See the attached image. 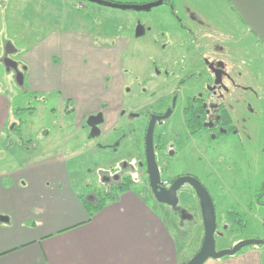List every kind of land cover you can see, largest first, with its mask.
Listing matches in <instances>:
<instances>
[{
	"label": "rangeland",
	"instance_id": "rangeland-1",
	"mask_svg": "<svg viewBox=\"0 0 264 264\" xmlns=\"http://www.w3.org/2000/svg\"><path fill=\"white\" fill-rule=\"evenodd\" d=\"M100 1L103 3L105 0ZM107 2L143 6L154 3L155 0H107ZM174 3L178 15L200 14L208 18L215 17L213 24L219 20L224 24L225 44L239 52L237 60L242 83L258 97L256 105L253 106L256 123L249 130L251 140L256 144L253 150L244 154L240 148L233 151V147L228 149L226 145L224 156L230 160L224 162L222 176L220 178L210 176L212 172L208 167H213L208 165L205 167L208 175H199V181L209 190L213 200L218 224L224 221L226 212L238 211L240 206L256 201L252 215L242 216L246 223L243 228L230 227L231 230L223 231L222 236H218L222 233L221 228L216 229L215 250L230 249L245 240L264 241V156L261 153L264 147V47L224 0H174ZM169 12L166 5H159L147 11H136L83 0H1L0 92L4 93L10 102L12 120L0 140L6 147L3 153L5 148L0 147V154L4 158L2 167L6 170L16 169L18 165L21 167V162H25L30 154L27 144L35 146L36 152L40 153L44 146L59 141L58 146H65L69 150L81 147L82 151L77 153H84V156L76 158L70 156L67 159L69 172L71 174L74 172L75 178L81 182L76 188L77 191L85 195L88 192L103 190L104 186L93 171L96 172L95 166L101 167L105 172L109 171L111 167L107 165L106 158L109 151L97 152L93 148L95 140L88 138L87 130L78 127L81 112L86 107V92L91 89L99 103L104 79L106 75L111 76L110 70L104 69L107 66L101 62L104 56L108 57L102 47L117 44L115 40L122 36L130 38V42L125 44L128 45L130 55L124 59L122 56L120 61H123L130 71L139 75V72L151 66L149 55L156 54L160 46L165 44L162 41L153 44V40H157L164 24L172 21ZM138 23L147 29L145 38H133ZM54 30L90 35L91 39H86V42L91 40L94 47L91 51L80 54L79 49L67 52L68 54L62 50L59 53V48L54 44L55 38L52 36ZM69 54L85 56L84 60L87 61L83 63L84 67L81 70L84 73L70 76L71 73H67L68 69L63 67L60 82L65 92L61 95L55 90H46L56 84L57 79L52 76L55 70L53 66L60 65L63 56ZM52 55L55 58L54 62L50 63L49 58ZM116 56L113 60L118 64ZM6 59L12 60L17 70L23 72V85L16 80L17 71L6 69ZM232 62L234 61L226 57L228 65ZM43 71L45 75L41 76ZM29 73L33 74L30 79ZM28 80L31 81L28 83ZM30 85L32 88L39 86L41 89L34 88L31 93ZM68 98H72L69 108L75 109L70 113L66 112ZM14 126H18L15 131ZM6 136L9 138L5 142ZM131 137L127 135L126 139V151L130 154L127 161L134 166L136 156L135 150L131 152ZM112 147L115 149L116 146H110ZM139 149L141 150L140 147ZM89 151L91 154L86 153ZM172 162L177 163L178 160ZM89 169H92V175L87 173ZM132 180L134 184L129 191L140 196L158 217L168 221L172 219L170 224L172 229L175 228L179 234L183 232L181 234L183 236L178 237V242L180 251L185 254V260L182 259L181 264L186 263L198 251L203 238L202 227H195L192 224L193 219H199L197 213L193 211L197 208L196 194L194 196L189 185H184L185 194L180 200L177 198L176 204L168 206L154 199L145 176L137 169L132 171ZM183 217H186L185 221L180 219ZM184 241L185 243H182ZM252 248H256L262 254L264 263V245L245 247L238 254Z\"/></svg>",
	"mask_w": 264,
	"mask_h": 264
},
{
	"label": "flooded vegetation",
	"instance_id": "flooded-vegetation-1",
	"mask_svg": "<svg viewBox=\"0 0 264 264\" xmlns=\"http://www.w3.org/2000/svg\"><path fill=\"white\" fill-rule=\"evenodd\" d=\"M157 1L167 6L172 21H167L157 40H153V44L162 41L167 45L162 44L156 54L149 55L151 66L139 75L125 67L120 58L127 57L129 49L124 44L125 47L116 53L119 63H107L111 76L106 75L104 79L99 103L91 89L86 92V98L94 105L78 127L87 130L88 138L95 140L93 148L97 152L109 151L106 158L107 165L111 167L105 172L95 166L96 172L93 173L104 189L88 192L89 198L95 193L109 192L127 179L132 180L135 169L145 176L150 191L144 143L152 117L168 115L166 119L155 121L151 138L158 187L165 189L182 177L199 181V175H208L206 165L213 167H208L212 172L210 176L220 178L224 162L230 160L224 156L226 145L228 149L233 147V151L240 148L244 154L256 146L249 130L256 123L253 106L258 97L242 83L237 60L239 52L225 44L224 24L220 20L213 24L215 17L200 14L178 15L174 0ZM137 25L133 38H145L147 29L139 23ZM130 40L128 38L126 44ZM108 54L113 60L112 52ZM226 57L234 61L229 64L231 66L226 63ZM68 100L66 112L70 113L75 109L69 108L72 98ZM94 129L98 133L90 137ZM127 135L132 136L131 152L135 150L136 156L134 166L127 161L130 156L126 151ZM86 153L91 154V151ZM261 153L264 156V147ZM176 159L177 163L172 162ZM87 173L92 175V169ZM183 186L176 192L178 200L186 192ZM196 202L197 208L193 211L199 219H193L192 224L203 229L197 197ZM255 203L253 200L246 206H240L238 211L226 212L221 224L216 220V229L220 227L222 231L218 236L230 227L243 228L246 223L242 216L250 217ZM185 218L180 219L185 221ZM260 242L259 245H264V241Z\"/></svg>",
	"mask_w": 264,
	"mask_h": 264
},
{
	"label": "crops",
	"instance_id": "crops-1",
	"mask_svg": "<svg viewBox=\"0 0 264 264\" xmlns=\"http://www.w3.org/2000/svg\"><path fill=\"white\" fill-rule=\"evenodd\" d=\"M52 33L59 53L79 49L80 54L94 47L91 40L86 42L90 35L58 30ZM115 41L117 44L102 47L107 54L112 52L113 57L122 50L128 37ZM107 56L101 61L105 66L112 61ZM54 58V55L49 58L50 63ZM84 59L82 54L64 55L60 65L53 66L55 86L46 90L64 93L60 82L63 67L70 76L80 75L84 73L81 71L87 61ZM32 75L29 73L28 78ZM44 75L45 71L41 73ZM30 87L31 93L39 88ZM85 102L81 120L94 105L89 98ZM11 121L10 102L0 92V140ZM8 138L5 137V142ZM58 143L44 146L40 153L27 144L30 154L21 167L12 170L2 167L4 158L0 154V264H181L185 260L178 242L182 233L170 227L172 219L158 217L140 196L129 190L88 220L79 199L84 193L76 189L81 182L67 166L68 157L81 156L77 152L82 149L69 150ZM0 147L5 148L3 153L6 147L1 141ZM205 264L264 263L262 254L252 248L232 257L209 259Z\"/></svg>",
	"mask_w": 264,
	"mask_h": 264
},
{
	"label": "water",
	"instance_id": "water-1",
	"mask_svg": "<svg viewBox=\"0 0 264 264\" xmlns=\"http://www.w3.org/2000/svg\"><path fill=\"white\" fill-rule=\"evenodd\" d=\"M92 3H98L107 5L110 7L121 8V9H133L136 11H147L151 8L160 5V1L155 3L143 5V6H130V5H117L110 2H101L100 0H83ZM239 14L244 24L248 28L249 32L256 35L261 42L264 44V0H227ZM13 51V50H11ZM11 51H8L11 53ZM5 67L9 71L13 69L17 71L16 80L22 85L23 74L22 71L17 70L16 64L10 60L6 59ZM168 115L163 117H152L146 130L145 135V155H146V166L147 174L149 179V188L154 197V199L164 205L172 206L176 204V192L183 185L187 184L195 192L196 197L199 201L201 208V215L203 219V238L198 251L184 264H205L209 259L220 260L225 257H232L237 254L240 250L245 247L259 245L260 241L257 240H245L237 243L230 249L216 251L215 250V233H216V217L215 209L212 199L207 192V190L202 186V184L192 177H182L176 179L169 189L158 187V179L155 175L154 161L152 155V132L153 125L155 121L161 119H166ZM97 130H93L90 133V137L96 136ZM220 234V233H219Z\"/></svg>",
	"mask_w": 264,
	"mask_h": 264
},
{
	"label": "trees",
	"instance_id": "trees-1",
	"mask_svg": "<svg viewBox=\"0 0 264 264\" xmlns=\"http://www.w3.org/2000/svg\"><path fill=\"white\" fill-rule=\"evenodd\" d=\"M105 1H107V0H105ZM225 1L227 2L229 7L231 8V10L240 19V21L244 24L243 20L241 19L239 14L236 12L234 7L227 0H225ZM252 35L264 47V44L261 42V40L256 35H254V34H252ZM16 129H18V126L13 127L14 131ZM133 184H134L133 180L127 179L124 184L120 185L119 187H116L113 190H110L109 192L95 193L93 195V197H90L89 199L86 198L87 197L86 195H82L79 199L81 200L82 205L87 212L88 220H90L97 212H99L101 209H103L106 206V204L116 201L122 193L130 190V188L132 187ZM229 230H231V228H229L228 231ZM181 233H183V232H181Z\"/></svg>",
	"mask_w": 264,
	"mask_h": 264
}]
</instances>
